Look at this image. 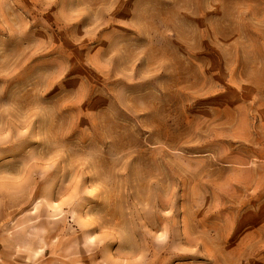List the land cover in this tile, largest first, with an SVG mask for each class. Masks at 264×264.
Here are the masks:
<instances>
[{
  "label": "rangeland",
  "instance_id": "rangeland-1",
  "mask_svg": "<svg viewBox=\"0 0 264 264\" xmlns=\"http://www.w3.org/2000/svg\"><path fill=\"white\" fill-rule=\"evenodd\" d=\"M0 264H264V0H0Z\"/></svg>",
  "mask_w": 264,
  "mask_h": 264
}]
</instances>
